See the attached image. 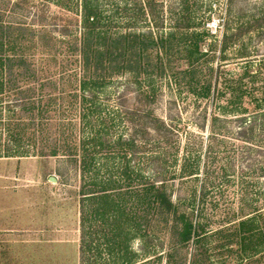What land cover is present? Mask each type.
<instances>
[{
	"label": "rangeland",
	"instance_id": "374dc122",
	"mask_svg": "<svg viewBox=\"0 0 264 264\" xmlns=\"http://www.w3.org/2000/svg\"><path fill=\"white\" fill-rule=\"evenodd\" d=\"M95 1L110 32L151 31L165 43V76L121 77L98 89L95 103L106 138L132 141L133 170L151 179L158 172L180 209L204 224L200 244L173 253L171 264H264V132L244 141L235 119L256 114L264 127V0H155L145 15L134 10L138 0ZM80 6L0 0V14L27 33L65 27L79 36ZM27 36L26 47L33 41ZM127 110L137 117L152 110L170 126L168 137L159 140L142 119L129 121ZM121 154H100V175ZM79 185V172L62 159L1 156L0 264H79ZM170 234L161 235V259L150 255L147 264H167ZM131 245L142 254L138 240Z\"/></svg>",
	"mask_w": 264,
	"mask_h": 264
},
{
	"label": "trees",
	"instance_id": "16d2710c",
	"mask_svg": "<svg viewBox=\"0 0 264 264\" xmlns=\"http://www.w3.org/2000/svg\"><path fill=\"white\" fill-rule=\"evenodd\" d=\"M157 4L138 0L134 10L152 14ZM80 19L79 36L65 27L27 33L19 21L4 20L0 14V157H56L79 172V264H147L150 255L159 260L164 253L159 250L164 247L161 235L168 229L165 256L171 264L173 253L200 244L204 224L180 209L158 172L151 179L133 170L127 159L132 141L106 138L107 125L105 119L99 121L95 103L97 90L121 77L165 76V43L151 31L110 32V26L101 24L96 1L81 0ZM26 34L33 40L28 47L23 44L26 36L22 38ZM44 50L47 59L41 56ZM127 114L131 122L142 119L159 140L168 137L170 126L152 110L138 117L131 110ZM255 115L235 118L244 141L264 132ZM118 148L122 154L114 170L100 175L98 156ZM238 236L245 250L246 237ZM154 239L159 246L149 249ZM134 240L142 254L132 249Z\"/></svg>",
	"mask_w": 264,
	"mask_h": 264
}]
</instances>
